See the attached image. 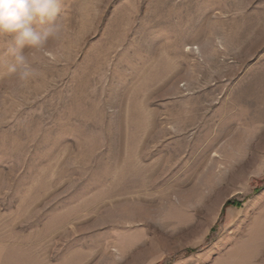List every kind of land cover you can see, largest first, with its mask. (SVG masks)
Listing matches in <instances>:
<instances>
[{
    "label": "rangeland",
    "instance_id": "obj_1",
    "mask_svg": "<svg viewBox=\"0 0 264 264\" xmlns=\"http://www.w3.org/2000/svg\"><path fill=\"white\" fill-rule=\"evenodd\" d=\"M60 5L27 83L0 37V264H264V0Z\"/></svg>",
    "mask_w": 264,
    "mask_h": 264
},
{
    "label": "clouds",
    "instance_id": "obj_2",
    "mask_svg": "<svg viewBox=\"0 0 264 264\" xmlns=\"http://www.w3.org/2000/svg\"><path fill=\"white\" fill-rule=\"evenodd\" d=\"M60 13V0H0V37L11 40L6 48L11 55L7 74L25 83L37 75L29 54L45 50L50 39L61 37L64 25ZM26 47L30 49L27 54ZM3 63L0 60V68Z\"/></svg>",
    "mask_w": 264,
    "mask_h": 264
},
{
    "label": "trees",
    "instance_id": "obj_3",
    "mask_svg": "<svg viewBox=\"0 0 264 264\" xmlns=\"http://www.w3.org/2000/svg\"><path fill=\"white\" fill-rule=\"evenodd\" d=\"M232 203L237 204V202L235 201H228L226 204H232Z\"/></svg>",
    "mask_w": 264,
    "mask_h": 264
}]
</instances>
